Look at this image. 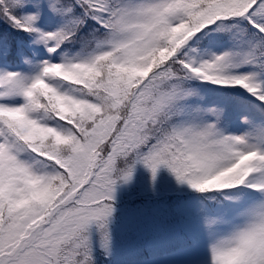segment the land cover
Here are the masks:
<instances>
[{
	"label": "snow or ice",
	"instance_id": "snow-or-ice-1",
	"mask_svg": "<svg viewBox=\"0 0 264 264\" xmlns=\"http://www.w3.org/2000/svg\"><path fill=\"white\" fill-rule=\"evenodd\" d=\"M24 5L0 0V12L18 29L37 33L49 54L89 19L106 39L94 30L82 41L83 51L95 43L91 52L43 61L34 78L0 75V264H91L90 226L106 243L115 185L132 178L135 163L153 180L166 168L199 192L226 176L218 189L245 185L264 195V148L249 142L264 140V120L246 117L249 135H224L205 120L211 115L219 123L224 109L192 108L183 87L194 77L242 88L264 104L258 73H226L248 63L264 72V51L200 62L184 51L196 34L231 19L246 20L258 37L253 49H264V0H74L52 5L71 19L51 32L35 27L38 14L10 11ZM130 66L143 74L123 71ZM33 128L47 134L37 140ZM33 188L41 195L26 199ZM241 215L246 223L211 248L212 264H264V200Z\"/></svg>",
	"mask_w": 264,
	"mask_h": 264
},
{
	"label": "rangeland",
	"instance_id": "rangeland-1",
	"mask_svg": "<svg viewBox=\"0 0 264 264\" xmlns=\"http://www.w3.org/2000/svg\"><path fill=\"white\" fill-rule=\"evenodd\" d=\"M73 2L74 0H59V7H61L62 5H70ZM15 10H17V12L13 13V15L17 17H24L28 15V9H23V7L10 9V11ZM79 11V8H77L76 13L79 14ZM29 14L38 13L37 11L32 10V12ZM60 15L65 19V21L66 19H68L66 21L67 24L65 26H70L71 17L67 14ZM0 20H5V18L1 14ZM40 20H42V17H40L39 15V19L37 20L35 27L38 28L41 32L57 31L56 27L51 22L47 20L42 22ZM83 26H88L86 31L80 30V35L77 32L75 37L72 38V40L65 42L60 48L62 53H64L68 59L78 57L81 53L87 55L89 52L92 51V49L95 48V43H92L91 46L87 49V51H83L82 43L83 39L85 38L91 39V33H93L94 30L99 29L96 34L98 37H100L99 39L101 41H105L106 39L105 37H103L104 30L100 28L97 23H91L89 20H87ZM181 30L182 28L177 29V31ZM5 32L7 33V35H10L11 38H5ZM5 32L0 33L2 37L0 38V52H2L0 53V56L2 54L5 55L7 53L10 54V52L14 53L18 51L21 56H18L17 60L15 59L17 69L20 70L21 68H24L27 71L25 75L22 76L31 79L39 75L42 71L43 61L47 60L49 62L59 63V61H56L55 58H51V56L53 54H56L59 49L56 53L49 54L44 44H42V46L36 45L39 43V36L37 33L24 32L23 30L18 29L14 24L8 25L5 28ZM211 34L217 36L221 40H225L227 44L231 46L233 53H238L239 56L243 51L253 50L256 53V56H259L260 52L264 51V49H253V44L256 43L258 37L256 36L255 29L252 28V26L246 20L231 19L227 20L221 27L215 25L214 27L206 29L205 35H200V33H198L192 39H190L184 49V51L187 53V56L194 61L200 62L203 57V54L208 50V48L204 45L203 36ZM199 35L201 37H198ZM17 37L19 38V40H17V46H15L12 44L11 39L16 40ZM22 41L26 42V47L22 44ZM199 45L202 46V48ZM22 48H24L25 50H23ZM165 52L166 50H161L159 53L164 56ZM6 57L7 56L5 55L4 58ZM152 59L154 62L155 58ZM15 60L11 61V65H13ZM38 65H40V68L37 69ZM253 66L257 67L254 64ZM129 68L132 69L131 72L127 71V69ZM232 68L233 67H229L226 69V73L228 75H236L233 72ZM257 68V73L259 74L258 82H262L264 81V72H262L259 67ZM35 69H37V71H35ZM123 70L127 73L134 75H139L143 73L142 70L131 66L126 67ZM245 74H248V72H245ZM229 88L233 90L238 96H244L245 100L251 103L250 109L247 112L249 115H253L254 117H256V119L264 118V104H262L256 97L251 96L242 88L232 86H229ZM192 98L193 97H191L190 95L187 99V103L191 107L193 106ZM16 102L21 103L22 98L17 97ZM240 103L241 99L238 98L236 101L232 102L228 106V112L229 114H231V118L227 121L224 117L220 119L217 125H219V129L221 131H229L233 128L238 118V110L240 109ZM16 118H19V116H16ZM254 142L257 141H250V143ZM261 148H264V144L261 145ZM142 168H145L142 163H135L133 175L136 174L140 176L144 182L149 184L148 186L149 188H151V197L160 198V206L159 208H156L154 203L150 200L135 203V206H133V208L137 211V217L141 218V220L145 222L143 233L144 237L140 236V241L143 242H139L135 245V247L133 245L128 246L127 244H123L121 240L117 239L111 233L109 234V232L107 231L108 239L106 245L114 247L113 254L116 256V259L119 264H125V260H127L128 262H131L132 260H137L143 263L149 258H151V255H155L156 253L162 255L169 252L176 253L179 249V246H182V244L186 241L182 231L188 232L187 237L189 238L188 240L191 242L193 248H198L200 245V247L197 249L198 255L203 258L211 259V254L208 253H211V248L215 244H217L219 240L227 238L233 231L237 230L238 227H241L246 223V217L242 216L241 213L244 212L248 207L254 205L255 203L264 200V195H262L260 192H254L248 189L242 190L241 197L238 196V191L218 192V194L227 197V205L225 207L223 217L225 232L221 231V223L209 229L205 224L204 218H202L201 216H197L194 221L197 224H200V228L205 232V234L203 231L197 229L188 230L190 227H194L190 223V215L187 214L186 211L177 208V206L175 205V199L186 195L193 189L190 188L187 184L178 183L175 176L166 168L162 167L158 171L155 180L152 179L150 171L147 175L144 176ZM223 179L226 180V176H223ZM223 179L221 178L215 185H213L214 187L210 189L213 191L215 189L220 188V186L224 183ZM138 181L139 180H136V182H130L129 180L126 183L121 182V185L125 191L132 192L135 189L136 183ZM243 188V185H237L234 186L233 189L239 190ZM180 227L182 231L179 230ZM136 234L137 233H134L132 236L135 238ZM160 236H162V241L160 243H149V241H152L154 238ZM193 239H198L199 245H195ZM208 239L209 242L207 243ZM90 241L92 259L96 257L95 248L97 247V245L103 244L102 232L96 229L94 232L90 233ZM140 243L141 245H139ZM206 243L208 249L203 247ZM148 244L150 249L149 251L145 249Z\"/></svg>",
	"mask_w": 264,
	"mask_h": 264
},
{
	"label": "trees",
	"instance_id": "trees-1",
	"mask_svg": "<svg viewBox=\"0 0 264 264\" xmlns=\"http://www.w3.org/2000/svg\"><path fill=\"white\" fill-rule=\"evenodd\" d=\"M52 5H55L57 8H59V2L58 0H25V5L23 9H28V15L29 13L33 11H37L38 15L42 17V22L45 20L51 22L57 30H59L61 27H65L67 24V20L60 15V13L53 10ZM2 8V6H0ZM12 14L17 12L11 11ZM0 14L5 18V20H0V33L5 32V28L12 24L10 20H8L2 12ZM89 21L91 23H96L93 20ZM226 21H224L221 24H217L219 27L224 25ZM43 24V23H42ZM88 26H83L80 28L81 31H86ZM78 31V34L80 35L81 31ZM206 33V30H204ZM204 31L200 33V35H205ZM198 37H201V36ZM5 38H11L10 35H7L5 32L4 34ZM204 37V45L208 48V50L203 54V57L201 59H211L213 56L221 55L225 52H232L233 50L229 44L225 40L219 39L215 35H206ZM0 38L1 34H0ZM12 40V44L17 46V40L19 38L17 37L16 40ZM22 44L26 47V42L22 41ZM43 43H38L36 45L42 46ZM200 46V45H199ZM202 48V46H200ZM25 50L24 48H22ZM10 52V48H9ZM2 53V52H0ZM249 53H252L253 55H256V53L253 50L249 51H243L240 54V59H243L246 55ZM5 55L8 57L4 58ZM5 55L0 56V75H3L5 72H15L20 75H25L27 72L24 68H21L20 70L17 69L16 60L18 59V56L20 57L21 54L19 52L14 53H7ZM85 56L84 53H81L78 57L83 58ZM66 57L64 53H62L61 49L56 54H53L51 58H55L56 61L62 62V58ZM158 58H163V56L159 53ZM16 59V60H15ZM156 59V58H155ZM15 60L13 65H11V61ZM40 68V65H38L37 69ZM35 69V71H37ZM233 72L235 74H245V72L248 73H257L258 68L254 67L252 63L248 64H241L239 67H233ZM32 71V72H35ZM143 74V73H142ZM139 74V75H142ZM183 87L186 91L191 93L193 106L192 108H199V109H211V108H223L224 111L220 117H224L227 120L231 118V114L228 112V106L236 101L238 98L241 99V103L238 110V118L233 126V128L229 131H221L219 129V125H217L218 130L223 132L224 135H235V136H246L249 135L252 132L251 126L245 122V118H250L255 124H260L264 118H258L254 117L253 115H249L247 112L250 109V104L248 101L245 100L244 96L237 95L233 90L229 88V86H223V85H217L212 82L203 81L197 78H189L185 79L183 82ZM66 90V85H65ZM188 99V98H187ZM45 115V114H44ZM18 116V115H17ZM20 118V117H19ZM17 118V119H19ZM206 122L208 123H214L217 124L216 119L214 116L208 115L205 117ZM237 128V130H236ZM236 131V133H235ZM30 134L33 137H36L37 140H39L40 137L45 136L47 133L39 128H33L31 129ZM257 141L254 142L255 144L261 145L264 144L263 140H258L255 136L250 137V141ZM128 164H131V161L128 162ZM128 164H121L120 167H127ZM143 175H147L149 170L145 167L142 168ZM223 179V176L218 177L216 179V183ZM136 180H139L136 183V187L132 192H127L123 189L121 182L118 181L115 185V193H114V200L112 201V206L114 211L112 212L111 216L108 218L107 221V231L109 234L111 233L113 236H115L117 239L121 240L123 244L133 245L135 247L136 244L140 241V236L144 237V225L145 222L141 220V218L137 217V211L133 208L135 206V203H140L143 201L150 200L154 203L156 208H159L160 206V198H152L151 192L149 188V184L143 181V179L134 174L132 175V178L130 179V182H136ZM224 180V179H223ZM216 183L212 184L215 185ZM225 183V180H224ZM224 183L220 186L223 187ZM234 188V187H233ZM233 188L230 189H215V190H207L205 192H199L196 190H191L186 195H183L181 197H178L175 199V205L178 209L186 211L187 214L190 215L189 220L192 226L188 230H200L203 231L200 228V224H197L194 219L197 216H201L204 218L206 226L211 229L215 227L217 224H222V230L225 232V227L223 224V217H224V211L226 207V199L224 195L218 194V192L223 191H238V196H242V190H235ZM128 201V202H127ZM190 212V213H189ZM97 229L96 225L93 224L90 226L89 232L92 233ZM179 230L182 231L181 227ZM187 230V231H188ZM204 232V231H203ZM134 233L136 234V237L134 238L132 235ZM185 236V242L182 244V246H179V249L176 253H165V254H159L156 253L155 255H151V258L146 260L145 262H140L137 260H132L131 262H128L127 260L125 264H212L211 259L203 258L197 253L198 248H193L191 242L188 240L187 237L188 232H183ZM205 234V232H204ZM162 236L154 238L150 242H156L160 243ZM209 242V239L207 243ZM107 243V242H106ZM105 242L103 244H98L96 249V257L91 259V264H119V262L116 259V256L113 254L114 247L106 245ZM207 243L205 244L206 249ZM141 245V243L139 244ZM203 245V244H202ZM201 245V247H202ZM131 247V246H130ZM147 251H149V244L145 248ZM208 251V250H207ZM211 254L210 252H208Z\"/></svg>",
	"mask_w": 264,
	"mask_h": 264
},
{
	"label": "clouds",
	"instance_id": "clouds-1",
	"mask_svg": "<svg viewBox=\"0 0 264 264\" xmlns=\"http://www.w3.org/2000/svg\"><path fill=\"white\" fill-rule=\"evenodd\" d=\"M123 71H124V70H123ZM127 71L131 72L132 69L129 68V69H127ZM43 115H44V113H39V114H38V116H43ZM214 183H216V180H211V181H209V184H214ZM40 195H41V193L38 192V191H36V190L33 188V189L30 191L29 195L26 197V199H27V198H38ZM23 202H24V201L22 200L21 203H23Z\"/></svg>",
	"mask_w": 264,
	"mask_h": 264
}]
</instances>
